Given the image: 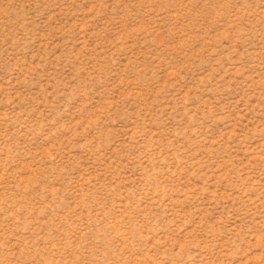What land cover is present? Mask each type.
I'll return each mask as SVG.
<instances>
[{
    "label": "rangeland",
    "instance_id": "obj_1",
    "mask_svg": "<svg viewBox=\"0 0 264 264\" xmlns=\"http://www.w3.org/2000/svg\"><path fill=\"white\" fill-rule=\"evenodd\" d=\"M0 264H264V0H0Z\"/></svg>",
    "mask_w": 264,
    "mask_h": 264
}]
</instances>
